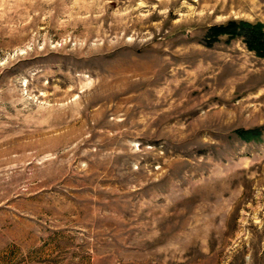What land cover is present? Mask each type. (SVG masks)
<instances>
[{
	"label": "rangeland",
	"instance_id": "374dc122",
	"mask_svg": "<svg viewBox=\"0 0 264 264\" xmlns=\"http://www.w3.org/2000/svg\"><path fill=\"white\" fill-rule=\"evenodd\" d=\"M233 19L264 0H0V264H264V55L208 40Z\"/></svg>",
	"mask_w": 264,
	"mask_h": 264
},
{
	"label": "trees",
	"instance_id": "16d2710c",
	"mask_svg": "<svg viewBox=\"0 0 264 264\" xmlns=\"http://www.w3.org/2000/svg\"><path fill=\"white\" fill-rule=\"evenodd\" d=\"M228 35L229 38L243 37L247 47L256 54L264 55V25L261 22H250L246 20H230L225 24L214 25L209 29V43L215 41L221 35ZM260 129H238L241 137L250 140L260 135Z\"/></svg>",
	"mask_w": 264,
	"mask_h": 264
}]
</instances>
